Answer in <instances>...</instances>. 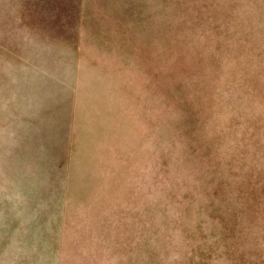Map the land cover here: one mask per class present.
<instances>
[{
    "label": "rangeland",
    "instance_id": "1",
    "mask_svg": "<svg viewBox=\"0 0 264 264\" xmlns=\"http://www.w3.org/2000/svg\"><path fill=\"white\" fill-rule=\"evenodd\" d=\"M0 264H264V0H0Z\"/></svg>",
    "mask_w": 264,
    "mask_h": 264
}]
</instances>
